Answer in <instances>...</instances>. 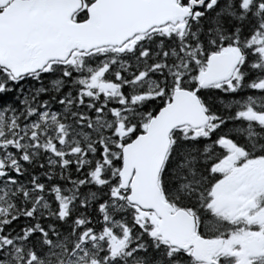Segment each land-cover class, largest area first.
I'll return each mask as SVG.
<instances>
[{"label":"snow or ice","instance_id":"snow-or-ice-1","mask_svg":"<svg viewBox=\"0 0 264 264\" xmlns=\"http://www.w3.org/2000/svg\"><path fill=\"white\" fill-rule=\"evenodd\" d=\"M0 264H264V0H0Z\"/></svg>","mask_w":264,"mask_h":264}]
</instances>
